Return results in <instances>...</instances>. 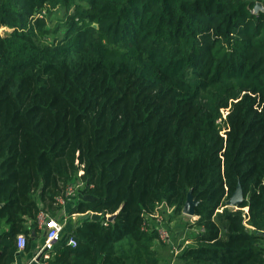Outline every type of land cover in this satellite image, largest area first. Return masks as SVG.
Wrapping results in <instances>:
<instances>
[{"label": "trees", "instance_id": "1", "mask_svg": "<svg viewBox=\"0 0 264 264\" xmlns=\"http://www.w3.org/2000/svg\"><path fill=\"white\" fill-rule=\"evenodd\" d=\"M257 3L0 0V264H15L19 235L32 250L42 213L60 219L72 183L85 218L51 264H161L147 216L181 214L191 191L196 232L176 264H264Z\"/></svg>", "mask_w": 264, "mask_h": 264}, {"label": "built area", "instance_id": "2", "mask_svg": "<svg viewBox=\"0 0 264 264\" xmlns=\"http://www.w3.org/2000/svg\"><path fill=\"white\" fill-rule=\"evenodd\" d=\"M82 174V171L80 175ZM82 186L81 184L72 183L66 190V193L61 198H58L59 204L63 206V212L60 219H54L49 217L47 214L42 213L39 216V229L43 234V244L36 249L35 256L32 263L36 264H51V259L55 251L56 245L63 239L64 230L66 225L69 222V217H73L78 214L72 213L71 215L65 211V208L75 202L77 196L78 187ZM164 206V205H163ZM161 206V207H163ZM160 207V208H161ZM157 214V213H156ZM150 215L147 216V223L145 229L150 227L155 229L159 235V242L161 243H171L173 247V253L177 256L179 254L178 246H175L173 242L170 241V236L168 229L163 225L160 219H157L158 225L153 226L150 224L152 218H158V216ZM27 240L25 235H19L17 237V247L19 253L25 252ZM68 244L72 247L77 246V241L74 237H70Z\"/></svg>", "mask_w": 264, "mask_h": 264}, {"label": "rangeland", "instance_id": "3", "mask_svg": "<svg viewBox=\"0 0 264 264\" xmlns=\"http://www.w3.org/2000/svg\"><path fill=\"white\" fill-rule=\"evenodd\" d=\"M73 9H71L72 11ZM65 22L64 12L63 10H56L50 17H48V24L53 29L56 30L58 28V33L63 35L64 29L59 28L61 23ZM5 30L6 32H10L11 30L8 28L2 29V32ZM81 186L78 187L77 196L75 198V202L72 204L73 209L77 208L78 202L80 199L84 198L82 194ZM87 216V215H86ZM156 216L158 218H152L150 222L151 225H158L157 219H160L163 225L168 229V233L170 236V241L174 243L175 246H181V244H185L186 239L190 238L196 232V228H192V224L197 220L196 216H188L183 212L181 214H177L176 211L172 208H168L163 206L159 208ZM85 217H81V221ZM72 219V218H70ZM73 222V223H72ZM79 224L80 221H69V224ZM75 224V225H76ZM160 244V243H159ZM157 244L156 249L159 252L161 264H176L177 256L175 252L173 253V247L171 243H162Z\"/></svg>", "mask_w": 264, "mask_h": 264}, {"label": "water", "instance_id": "4", "mask_svg": "<svg viewBox=\"0 0 264 264\" xmlns=\"http://www.w3.org/2000/svg\"><path fill=\"white\" fill-rule=\"evenodd\" d=\"M255 14H258L259 12H264V6L262 3H257L255 5L254 11ZM244 200V194L243 189L241 185H239L232 195V197L227 202V205L232 208H239V206L242 204ZM200 201L197 200L193 194L192 191L188 193L187 200L185 203V206L183 208V213L188 216H195L196 215V207L199 205ZM99 218L98 214L93 215V219ZM115 219V216L111 217L109 220L113 221ZM36 264V263H34Z\"/></svg>", "mask_w": 264, "mask_h": 264}, {"label": "crops", "instance_id": "5", "mask_svg": "<svg viewBox=\"0 0 264 264\" xmlns=\"http://www.w3.org/2000/svg\"><path fill=\"white\" fill-rule=\"evenodd\" d=\"M74 210H75V208L73 209V207L71 205L67 206L65 208V211L70 215L72 214V212ZM75 214H78V213H75ZM81 217H85V214H78V215H75L73 217H69V221H78V222L80 221L81 222ZM70 218H72V219H70ZM28 226H31V228L34 229V225L32 224V222H29ZM33 235H34V240H33V244H32L33 245L32 250L30 252L20 253L16 258L15 264H34L32 262H33V259L35 256L36 249L39 248L43 244V235L40 232L39 233L33 232Z\"/></svg>", "mask_w": 264, "mask_h": 264}]
</instances>
